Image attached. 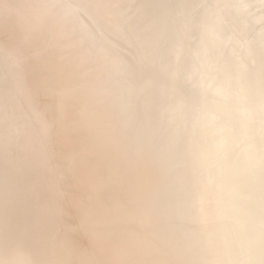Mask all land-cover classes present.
Here are the masks:
<instances>
[{
	"label": "bare ground",
	"instance_id": "obj_1",
	"mask_svg": "<svg viewBox=\"0 0 264 264\" xmlns=\"http://www.w3.org/2000/svg\"><path fill=\"white\" fill-rule=\"evenodd\" d=\"M6 32L0 264H264V0H0Z\"/></svg>",
	"mask_w": 264,
	"mask_h": 264
},
{
	"label": "rangeland",
	"instance_id": "obj_2",
	"mask_svg": "<svg viewBox=\"0 0 264 264\" xmlns=\"http://www.w3.org/2000/svg\"><path fill=\"white\" fill-rule=\"evenodd\" d=\"M1 34H2V33H0V39H1V40H7V41L10 40V35H8L9 33H7V32H6V33H3L2 36H1ZM6 36H7V37H6ZM5 38H6V39H5ZM117 46L120 48V45H117ZM27 48H28V47H27ZM27 48L24 50V53H25L24 55H26L27 58H30V57H29V55H30V52H29V51H30L31 49H30V48L27 49ZM27 51H28V52H27ZM26 52H27V53H26ZM28 53H29V54H28ZM27 58H26V59H27ZM27 60H29V59H27ZM195 87H196V86H195ZM42 100H43V99H42ZM11 130H12V129H11ZM6 131H7L8 134H10V129H9V128H8V130H6ZM8 131H9V132H8ZM11 132H12V131H11ZM212 162L214 163L215 160L212 159V160H211V163H212Z\"/></svg>",
	"mask_w": 264,
	"mask_h": 264
}]
</instances>
